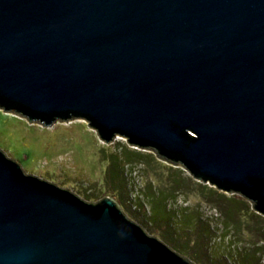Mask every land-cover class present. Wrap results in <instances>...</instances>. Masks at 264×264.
<instances>
[{
  "label": "water",
  "instance_id": "obj_1",
  "mask_svg": "<svg viewBox=\"0 0 264 264\" xmlns=\"http://www.w3.org/2000/svg\"><path fill=\"white\" fill-rule=\"evenodd\" d=\"M0 108L84 119L264 214V0H0ZM0 264L194 263L0 150Z\"/></svg>",
  "mask_w": 264,
  "mask_h": 264
},
{
  "label": "rangeland",
  "instance_id": "obj_2",
  "mask_svg": "<svg viewBox=\"0 0 264 264\" xmlns=\"http://www.w3.org/2000/svg\"><path fill=\"white\" fill-rule=\"evenodd\" d=\"M0 150L26 175L87 203L113 199L133 223L194 264H264V214L84 119L47 128L0 108Z\"/></svg>",
  "mask_w": 264,
  "mask_h": 264
}]
</instances>
